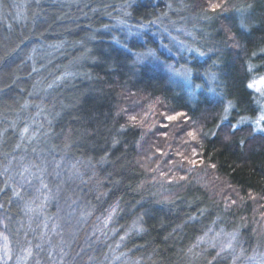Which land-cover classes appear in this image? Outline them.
<instances>
[{
  "label": "clouds",
  "instance_id": "obj_1",
  "mask_svg": "<svg viewBox=\"0 0 264 264\" xmlns=\"http://www.w3.org/2000/svg\"><path fill=\"white\" fill-rule=\"evenodd\" d=\"M261 78L264 0H0V264H264Z\"/></svg>",
  "mask_w": 264,
  "mask_h": 264
},
{
  "label": "snow or ice",
  "instance_id": "obj_2",
  "mask_svg": "<svg viewBox=\"0 0 264 264\" xmlns=\"http://www.w3.org/2000/svg\"><path fill=\"white\" fill-rule=\"evenodd\" d=\"M217 5L213 4L212 5V8H216ZM261 85H264V78H261L260 80H256V81H252L250 83V87H257L259 88ZM181 115L180 113H177L175 116H169L168 119L169 120H174L176 118V116H179ZM190 136H192L193 134L192 133H189ZM197 161H193V163H196Z\"/></svg>",
  "mask_w": 264,
  "mask_h": 264
}]
</instances>
